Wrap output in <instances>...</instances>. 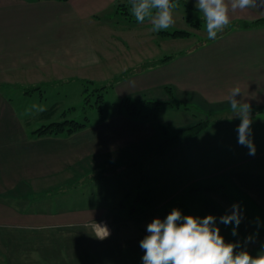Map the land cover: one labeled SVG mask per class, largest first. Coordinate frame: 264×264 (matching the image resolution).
Wrapping results in <instances>:
<instances>
[{
    "label": "crops",
    "instance_id": "crops-1",
    "mask_svg": "<svg viewBox=\"0 0 264 264\" xmlns=\"http://www.w3.org/2000/svg\"><path fill=\"white\" fill-rule=\"evenodd\" d=\"M80 4L82 0H0V264H138V261L143 264L142 239H128L126 234L137 229L144 238L147 226L143 223L147 222L149 211L139 224L122 221L117 225L118 219L113 214L120 211L119 203L129 193L126 185L121 195L109 194L99 204L90 201H94L93 196L85 198L78 192V206L61 204L55 209L57 198L50 195L57 172L76 169L82 177L85 169L134 158L135 151L141 152L143 141L154 136L157 120L145 122L115 110L69 138H35L22 123L27 117L18 114L11 95L5 91L6 87L11 89L24 81L28 75L21 77V73L26 70L30 72V81L22 85L51 80L32 78H36L40 64L48 67L43 70L41 66L42 71L49 72L52 56L61 49L68 63L75 56H85L86 36L80 34V21L67 18ZM91 15L98 14L90 11L88 17ZM261 17L264 8L249 9L233 13L231 22ZM115 26L112 24L110 29L115 30ZM68 28L74 33L67 37ZM174 28L166 31L177 30ZM186 50L189 54L185 57L176 58L175 53H169L174 56L172 60L141 70L140 66L151 59L148 54L109 77L133 69L136 72L130 79L141 78V87L136 85L137 93L126 97L168 100L169 87L171 98L177 103L197 106L199 112L204 110V116L218 120L202 135L147 164L153 200L149 210H157L166 218L162 208L178 192L187 190L193 182L217 176L223 177L222 184L233 186L264 210V26L228 28L215 39L202 35ZM61 60L66 62L64 58ZM237 84L244 94V97L238 94L237 99L243 98L251 105L250 139L255 146L254 155L249 154L247 146L238 143L237 127L241 121L233 116L227 101L231 88ZM129 174L122 172L120 176ZM105 175L104 179L89 184L107 183L119 176L110 172ZM73 179L65 178L59 184ZM85 186L79 185L78 191ZM141 213L142 209L133 214ZM93 221L106 225L110 235L98 239L88 227Z\"/></svg>",
    "mask_w": 264,
    "mask_h": 264
},
{
    "label": "rangeland",
    "instance_id": "rangeland-1",
    "mask_svg": "<svg viewBox=\"0 0 264 264\" xmlns=\"http://www.w3.org/2000/svg\"><path fill=\"white\" fill-rule=\"evenodd\" d=\"M112 1L113 0H82V4H80L78 10H75V13H69L68 17L65 15L68 19L75 18L80 21L79 24L82 29L80 34L86 36L85 44L87 51L85 56H75L72 63H68V57H64L61 52L62 49L59 52H55V55L52 56L53 61L49 63L51 67L49 72L42 71V65L40 64L35 74L36 78H32L34 79L33 81L50 78L51 80L44 82L41 88L34 91L31 95L25 94L14 87L11 89L6 87V90L4 89L11 95L13 107L17 110L18 114L27 117V119L22 120V123L27 129H30L31 132L42 124L59 119L61 117L59 114L64 110H68L70 107L75 108L68 113V118H77L80 121L83 120L85 116H88L91 118V123H97L98 120L96 117L99 113L96 110L95 96L92 95L89 105L85 108L87 102L85 103V93L83 90L87 83L84 85L83 81H81L82 79L79 78L96 80L107 79L112 73L116 71L121 72L136 62H140L144 57H147L148 54L151 60L154 59L153 57H163L169 53H175L174 55L176 58L185 57L189 54H187L188 51L186 48L195 44L197 39H200L202 35H207L204 22H202V14L192 0H189L193 4L190 12L185 11L183 6L176 7L174 10L175 23L172 26L175 27L174 29L188 30L191 34L175 38L160 34L159 32H152L150 30L152 25L148 20H145L144 23H137L135 17L131 15L129 0ZM122 2L126 3L127 10L123 9V6L120 7V10L118 9V5L122 4ZM90 11L92 14L95 13L98 15L94 17L91 15V17H88ZM186 13L192 16L194 20H201L202 29L196 30L195 26L188 24L187 20L183 18V15ZM109 19H111V21ZM112 24L113 26L114 24L116 25L115 30L110 29ZM226 29L223 32H225ZM76 30L78 31L77 28ZM72 33H74V30L70 28L66 30L67 37ZM154 34L155 36L152 38ZM62 58H64L66 62H63V60H61ZM42 67L44 68L43 70L48 69L47 66ZM145 67L146 66H140V69L142 70ZM24 72L21 73V77L24 74L28 76H24V81H20L19 84L30 81L29 70ZM32 75L34 74L32 73ZM119 76L124 75L117 74L105 81L108 88L104 94L103 106L107 115L112 114L116 110L119 101L122 99V95H124L123 97L135 95L137 92H135L136 90L134 89L140 86L139 81L141 78L130 79L132 76L129 75V77L117 81L115 78ZM62 78L64 79L62 80ZM67 80L70 82H64ZM89 86H92V84ZM169 99L177 102L171 97H169ZM53 107L57 109V113L51 119H41L39 117L41 111ZM198 110L200 109L197 106L192 105H181L179 108L176 106H161L160 109L156 110L157 122L158 124L161 123L166 125L170 131L174 133L180 127L195 122L194 115L198 114L199 119L204 118V113L202 112L204 110L201 112ZM152 137L153 136H151V138ZM145 141H143L142 145H145ZM142 145L140 148H142ZM134 154L137 158V152H134L133 155ZM71 161H73V159H71ZM73 166H76L75 162ZM118 174V178L112 179L107 183H98L95 185L87 183L85 188L80 189V191L76 189V191L71 194L68 192L63 196L60 194H51V198H57L54 199L56 203L54 201L53 207L58 209V205L61 206V204L66 207L78 206V192H82L85 198L93 196L94 201L93 199L90 201L99 204L101 199L107 198L109 194L121 195L122 188H125L126 185V189L129 193L134 192L127 198L126 196L128 193H126L123 196V199H125V207H119L120 211L113 213L114 217L118 219L117 225H120L122 221H127V223L133 222L134 224L142 223L143 220L145 221L144 216L147 215V211H149L147 215L148 220L143 223L144 226H147L154 218H160L161 220L165 219L157 210L153 212L149 210V207L142 201L136 200L141 180V174L138 170H132L129 175L125 176H120L121 173ZM78 175L76 169H71L69 172L65 170L57 172L53 176L54 182L52 186L54 185V187H56L58 185L57 187H59L62 185L59 183L63 179H72ZM222 180V176H217L212 179L205 178V180L198 183L193 182L187 190L178 192L176 196L171 198V201L165 204L162 209L165 210L169 208L173 210L175 208L179 209L182 215L204 218L207 215H213L206 205L207 200L214 202L223 211L224 215L226 213L230 214L233 205H238L241 214V223L237 228V235H232L233 224L226 226L217 220V226L220 228V234L224 237L225 242L239 245L235 251L246 250L250 255L255 257L257 254L264 252V241L258 244L264 238V210H260L256 204L254 205L252 201L236 192L233 186L222 184ZM196 186H202V188L198 190L193 189V187ZM59 200H61V203L58 202ZM189 201L192 203V206ZM133 205L141 206L143 213H131L130 210ZM133 230H135V227ZM126 238H132L135 241L143 239L141 232L137 229L132 233L126 234ZM138 264L142 263L138 261Z\"/></svg>",
    "mask_w": 264,
    "mask_h": 264
},
{
    "label": "clouds",
    "instance_id": "clouds-1",
    "mask_svg": "<svg viewBox=\"0 0 264 264\" xmlns=\"http://www.w3.org/2000/svg\"><path fill=\"white\" fill-rule=\"evenodd\" d=\"M131 15L137 23L145 20L152 25V32L167 30L175 23L174 10L177 4L173 0H129ZM196 7L202 14L204 27L209 39H215L231 23L232 14L249 9L264 8V0H197ZM241 87H232L227 101L234 117L241 123L237 127L238 143L249 148V154H255L251 136V105L243 98ZM224 225L233 224L232 235H237L241 223L238 205H233L230 214L219 218ZM88 227L98 239L110 235L106 225L92 222ZM147 235L140 241L144 251L143 264H264V252L255 257L246 250L235 251L239 246L225 242L217 226V218L207 215L204 218L182 215L179 209H173L165 219L154 218L147 225Z\"/></svg>",
    "mask_w": 264,
    "mask_h": 264
},
{
    "label": "trees",
    "instance_id": "trees-1",
    "mask_svg": "<svg viewBox=\"0 0 264 264\" xmlns=\"http://www.w3.org/2000/svg\"><path fill=\"white\" fill-rule=\"evenodd\" d=\"M35 1V0H31ZM57 1H68V0H57ZM174 3L177 4V6H183L185 8V11L190 12L192 9L193 4L189 0H173ZM123 6V9H126V4H119L118 9L120 10V7ZM127 10V9H126ZM126 12V11H124ZM187 21L189 24L192 26H195L196 29H201V20H194L192 16L189 14L186 17ZM202 22H204L202 20ZM264 26V17L255 19V20H250V21H244V20H237L234 22H231L230 25L227 27L231 28H237V27H243V28H252V27H261ZM161 34L163 35H170L172 37H184L188 36L191 33L188 30H183V29H177L172 32H168L166 30L160 31ZM174 56L172 55H166L163 58L159 59H153L149 60L143 66L147 67H155L161 64H164L170 60H172ZM136 71L131 69L124 71L120 73V75L124 76H119L116 77L115 79L117 81L131 76L133 73ZM84 85L87 83L85 89L83 92L85 93V103L86 107L89 105V101L92 99V95L95 97V102H96V110L98 111V115L96 119L99 121H102L107 117V114L104 111V94L108 88V85L105 84V81H95L92 79H82ZM64 82H70L69 80L64 81ZM44 83H39V84H29V85H22V84H17L14 86V88H17L21 90L23 93L31 95L33 94L34 91L39 90L41 88V85ZM92 84V86L89 85ZM91 87V88H90ZM167 91L172 97V90L167 87ZM176 106L179 108L181 104L171 101L170 99L168 100H158V99H151V98H133V97H125L122 98L119 103L118 107L116 108L117 112L123 113L130 118L133 119H139L145 122H151L157 120V111L158 109L161 108V106ZM93 106V105H92ZM95 106V104H94ZM75 107H70L68 110L62 111L59 115L61 116L59 119L50 121L48 123L42 124L38 128L32 130L31 135L35 138H41V137H59V138H64V137H70L81 130L93 125L91 123V118L88 116H85L83 120H78L77 118H68V113L72 111ZM262 112V111H261ZM57 113V109L55 107L47 110H43L39 113V117L41 119H51L53 116H55ZM194 120L195 122L189 123L187 125H184L177 129L176 132L172 133L170 129L164 125V124H157L156 125V132L154 136L151 139H147L144 143L145 145H142V150L141 152H137V158L136 155L134 158H131L128 160V162H125L123 160H119L112 163L110 166H102V167H95L91 169H85V175L81 176H76L74 177L73 180L69 181L68 183L59 186V187H54L51 189V194H59L60 192H69L74 189H77L79 185H85L89 184L91 182H95L98 180L104 179L107 175L106 173H122V172H130L132 170H138L141 174V180L139 183V188H138V194L136 200L142 201L146 206L151 207L153 204L152 198H151V190L149 187V179L147 176L146 172V166L147 164L161 156L162 154H165L179 146H182L192 139L202 135L205 133L207 130H209L214 123H216L218 120H213L209 115L204 116V118L199 119L198 114L194 115ZM136 158V159H135ZM81 177V181L80 178ZM202 186L199 187H193V189L198 190L201 189ZM132 193H128L127 197H130ZM125 199H123L119 207H125L124 203ZM206 205L211 211V213L217 218L219 221V218L224 215L223 211L212 201L207 200ZM141 206H136L133 205L131 207V212L134 213L136 211L141 210ZM172 210L169 208H166L164 210L165 215L167 216ZM264 241V238L258 243L261 244Z\"/></svg>",
    "mask_w": 264,
    "mask_h": 264
}]
</instances>
